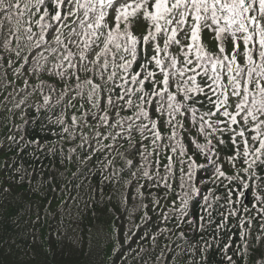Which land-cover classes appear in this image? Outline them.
<instances>
[{"label": "snow or ice", "instance_id": "snow-or-ice-1", "mask_svg": "<svg viewBox=\"0 0 264 264\" xmlns=\"http://www.w3.org/2000/svg\"><path fill=\"white\" fill-rule=\"evenodd\" d=\"M141 15L147 22L142 38L131 31V21ZM37 16L38 19L34 20L37 31H33V18ZM5 21L11 27L2 41L8 59L0 89L11 87L13 90L4 95L0 108H6L13 116L20 110L23 120L25 113L21 106L31 94L27 89L31 87L32 92L39 90L43 94L48 88L49 94L43 95V104L37 106V112L41 108L46 109L45 113H41L42 118L61 126L60 141L76 139L80 120L85 126L89 116L97 120L92 128L93 135L89 137L81 131V143L70 147L67 157L63 156V148H60L61 163L65 159L71 161L74 154L77 161L73 180L79 179L80 183H73L77 195L70 196V199L80 200V190L91 189L90 200L92 206H96V189L91 184L85 185L81 177L86 179L98 166L101 201L102 189L107 183L113 184L114 188L123 185L126 192L133 180L138 182L141 178L149 182L150 188L162 186L167 189L163 197L167 200L168 194L173 191V185L168 182L172 173V156L168 157L163 176L158 171L150 173L145 164L150 163L152 153L142 141L148 139L145 133L150 132L154 151L159 155L161 144L158 142L163 137L158 130V121L152 118L154 109L156 113L168 116L165 123L173 129L168 137L170 142H174L172 152L178 148L180 156L186 155L184 144L177 139V125L183 129L184 123L176 120V115L189 119L190 114L192 123H199L198 131L207 140V143L200 144L192 138L191 143L200 154L211 153L205 158L214 170L213 182L220 181L221 177L240 179L239 176L226 177L213 159V155L219 157L216 148L217 145H225V136L231 138V144L236 149L234 155L227 157L228 162L235 168L237 161L242 159L245 167L237 169V172L247 174L253 181L251 184L242 181L244 189H251L254 200L251 209L244 206L243 211L250 213L254 210L260 217L259 231L254 237L251 235L254 216H248L247 228L244 227L245 219L239 217L240 240L231 249V255H228L229 244L223 245L225 260L227 264H248L249 260L252 264H264V175L260 174L264 172V0H0V31H3ZM204 30L214 33L217 41L215 52L208 51L204 46ZM159 34L164 36L163 47L158 40ZM229 38L232 45L230 52L225 46ZM172 46L179 49L178 54L170 52ZM13 55L15 61L11 58ZM17 61L19 66L13 67ZM0 67L4 65L0 63ZM7 69L12 70V81L6 79ZM24 69L30 76L35 75L38 83L31 86L25 78L23 87L17 89L15 79H19ZM44 73L64 81L57 104L69 92L75 93L72 100L77 97L85 99L86 92L87 103L95 111L85 110L80 117L73 114L69 126L63 112L57 114L52 111L54 105H50V100L55 89L46 81L39 80ZM81 73L84 79H81ZM158 76L161 78L157 79ZM73 79L74 85L71 83ZM21 92L25 96L17 99ZM197 104L207 110L200 112ZM71 106L69 100L66 107ZM80 107L83 109V103ZM133 108L135 111L131 115L121 116L122 111ZM31 119L35 120V117ZM13 127L22 128L17 124ZM101 127L107 130L106 134L99 131ZM134 133H139V143ZM209 137L215 138L217 144H213ZM7 140V149L13 150L14 146L17 154L29 148L34 153L45 151L56 154V145L47 147L24 136L17 139L12 135ZM122 140L128 144L124 152L117 147L123 146ZM163 147L169 145L164 144ZM77 148L81 151L77 152ZM137 154L141 158L139 165L135 161ZM109 156L112 158L109 159ZM117 156L125 162L121 168L114 166ZM93 159L96 163L90 166ZM188 160L187 172L183 168L180 170L181 191L176 199L161 205L160 198L153 195V210L158 206L167 210L159 214L157 229L152 233L146 231L141 237V240L150 238L152 246H141L136 253V258L143 264H153L152 254L157 248L159 254L155 256V264H208L206 254L211 244L206 240L203 244L200 240L193 243L186 228L204 230L213 222L214 214H218L220 220L214 230L218 233L228 228L231 217L237 216L235 211L229 210L225 215L214 208L219 197L209 202V196L204 195V204L200 206L201 223L199 229L196 228V221L190 218L189 205L203 191L197 187L196 169L206 168V165L196 164L192 156ZM156 164L159 165L158 159ZM16 171L20 172V168ZM20 179L23 180V175ZM199 183L206 185L207 182L200 180ZM144 187V184H136L135 193L139 195L140 203L133 206V210H144L142 222L149 219V205L143 203L144 193L141 191ZM0 191L9 192L10 188L3 187ZM231 195L229 192V203ZM236 202L240 203L239 200ZM119 203L121 207L127 204L124 193L120 194ZM159 237L166 242L158 243ZM197 253L199 260L194 259ZM145 255L147 259H144Z\"/></svg>", "mask_w": 264, "mask_h": 264}, {"label": "trees", "instance_id": "trees-1", "mask_svg": "<svg viewBox=\"0 0 264 264\" xmlns=\"http://www.w3.org/2000/svg\"><path fill=\"white\" fill-rule=\"evenodd\" d=\"M35 19H38V16L33 18V31H37L34 24ZM9 27L11 26L5 21L3 31H0V63L4 65V67H0V83L4 80L8 59V55L3 51L2 41ZM146 30L147 22L142 15L131 21V31L134 35L142 38ZM158 40L160 46L163 47V34H159ZM184 42L187 43V40ZM202 42L208 51L215 52L217 50V41L214 33L204 30ZM225 46L230 52L232 48L230 38L225 41ZM242 48L243 44L241 41V50ZM170 52L175 55L178 54L179 49L176 46H172ZM11 58L14 61L16 59L14 55ZM18 66L19 61L13 65V67ZM25 78L29 80L31 86H35L38 83L37 77L35 75L30 76L27 69H24L19 79H15L17 89L23 87ZM84 78V74L81 73V79ZM160 78L159 76L157 77V79ZM6 79L8 81L14 79L11 69H7ZM39 80L46 81L55 89L51 94L50 100V105H54L52 111L57 114L63 112L65 121L69 126L72 123L71 117L73 114L80 117L85 110L95 111L87 103L86 92L83 100L80 97L72 100V96L75 93L69 92L65 99L57 104L56 101L64 87V81L47 73L40 75ZM71 83L74 85L75 80L73 79ZM108 86L111 87V83ZM12 90L11 87L0 89V101H3L4 95ZM27 92L31 94L27 95L26 103L21 106V110L25 113V119L22 120L20 118V110L16 111L13 116L7 112L6 108H0V149H3V151H0V188H10L9 192L0 191V264H143L142 260L136 258V253L141 246L146 248H151L152 246L150 238L141 240V237L146 231L152 233L157 229L159 214L167 210L159 206L153 210L151 206L153 195L160 198L161 205L170 204L173 199H176L177 194L181 191L179 187L180 170L183 168L187 172L188 163H190L188 160L189 156L193 157L196 164L206 165V168L196 169L197 187H200L203 191L189 205L190 218L196 221V228L199 229V224L201 223L199 220L201 215L200 206L204 204V195L209 196V202H213L219 197L220 199L218 203L214 204V208L223 211L225 215H227L229 210L237 213L236 217L229 219L228 228L221 229L218 233L214 232L216 224L220 220L218 214H214L213 222L210 225H206L204 230L193 231L186 228V232L193 243L200 240V243L203 244L206 240L211 244L206 254L208 264H227L225 253L222 250L223 245L229 244L228 255H231V249L238 245L240 240L239 217L245 219L244 227L247 228L248 216H254L251 235L254 237L259 231L260 217L255 214L254 210L250 213H244L243 211L244 206L251 209L254 200L251 189H244L242 181H248L250 184L253 181L249 179L247 174L237 172V169L245 167L242 159L237 161L235 168L227 160V157L234 155L236 151L231 144V138L225 136V145H217L216 151L220 155L218 158L213 155V159L221 166L226 177L239 176L240 179L229 180L221 177L220 181L214 183L212 180L214 170L212 165H208L205 158V155L211 153L202 155L196 150L195 145L191 143L192 138H195L196 142L200 144L207 143V140L198 131L199 123H192L190 114H188L189 119H184L179 114L176 115V120H182L184 123L183 129L177 125V139L184 144L186 155L180 156L178 148L176 152H172L171 148L174 142H170L168 137L171 136L173 129L165 123L168 116L166 113L163 115L156 113L154 109L152 118L158 121V130L163 137L162 141L158 142L161 144L158 150L159 155L157 156L156 151H154L150 132L145 133L148 139L142 141L148 152L152 153L149 157L150 163L145 164L150 173L158 171L163 176L165 174L164 166L168 163V157L172 156V173L168 182L173 185V191L168 194L167 200L163 199L165 192L168 191L167 189L162 186L150 188L148 187L149 182L141 178L138 182L133 180L132 185L126 192L123 185L119 188H114L113 184L107 183L102 189L103 200L101 201V175L98 166L94 173L87 175L86 179L81 177L85 185L91 184L96 189V206L93 207L90 200L91 189H81L82 199L80 200L74 201L70 199V196L75 197L77 195V191L72 187L73 183H80L79 179L73 180V173L77 172V161L74 154L71 161L65 159L61 163L60 148H63V156L67 157L68 149L81 143V131L88 134L89 137L93 135L92 128L96 125L97 120H93L89 116L87 126H85L83 120H80L78 122L79 127L76 130V139L60 141L61 126L51 123L47 118H42L41 113H45L46 109L41 108L37 112V106L43 104V95L49 94V89L45 88L42 94L39 90L32 92V88L29 87ZM22 96H25L24 92H21L17 99ZM69 100H71L72 106L66 107ZM81 103L84 105L83 109L80 107ZM29 105L32 107L29 108ZM8 106L11 107L10 104ZM196 107L200 112L207 110L199 104ZM133 111H135L134 108L122 111L121 116L131 115ZM112 116L114 118V113H112ZM31 117H35V120L31 119ZM197 118H199V113ZM13 124L21 125L22 128H14ZM99 131L105 134L107 132L104 127H101ZM12 135L16 136L17 139L24 136L27 140L39 141L47 147L56 145V154L45 151L34 153L31 148L17 154L14 146L13 150H8L6 147L9 143L7 137ZM134 136L139 143V133H134ZM209 138L213 140V144H217L215 138ZM92 143L94 145L95 141L93 140ZM121 144L123 145L122 147L119 145L117 147H119L121 152H124L128 148V144L123 140ZM164 144H168L169 147H163ZM85 148H87V145H85ZM80 151L77 148V152ZM111 158L109 156V159ZM157 159L159 160L158 166L156 164ZM135 161L137 165L141 163V158L138 154L135 156ZM181 161H184V163L182 164ZM95 163L96 161L93 159L90 162V166L95 165ZM124 163V160L119 156L114 160L116 168L123 167ZM17 168H20V172L16 171ZM126 171L127 169H125ZM260 174L264 175V172ZM22 175L23 180L20 179ZM200 180L206 181V185L200 184ZM137 183L145 185L141 189L144 193L143 203L149 205L147 208L149 219L144 222L141 221L144 210H133L134 204L140 203V197L135 193ZM210 189L211 191H209ZM245 191H248L247 202H244L245 195H240L241 192L245 194ZM229 192L232 193L230 197L231 203H229L228 198ZM121 193L127 196V204L123 207L119 203ZM237 200L240 203H237ZM176 202L178 205L179 200L177 199ZM37 217H39V220ZM229 237H231V240H229ZM164 242L166 241H164L163 237L158 238V243L162 244ZM158 254L159 248L152 254L153 264H155V256ZM147 258L148 256L145 255L144 259ZM194 259L199 260L200 255L197 253ZM248 264H252V261L249 260Z\"/></svg>", "mask_w": 264, "mask_h": 264}, {"label": "water", "instance_id": "water-1", "mask_svg": "<svg viewBox=\"0 0 264 264\" xmlns=\"http://www.w3.org/2000/svg\"><path fill=\"white\" fill-rule=\"evenodd\" d=\"M245 198H244V202H247V200H248V191H245Z\"/></svg>", "mask_w": 264, "mask_h": 264}]
</instances>
